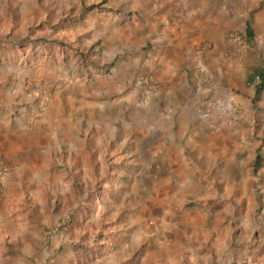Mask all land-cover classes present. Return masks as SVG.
I'll list each match as a JSON object with an SVG mask.
<instances>
[{"label": "rangeland", "instance_id": "374dc122", "mask_svg": "<svg viewBox=\"0 0 264 264\" xmlns=\"http://www.w3.org/2000/svg\"><path fill=\"white\" fill-rule=\"evenodd\" d=\"M138 1L0 0V264H264V99L239 108L264 67V0H164L183 18L136 34ZM220 12L233 18L222 38ZM202 63L219 84L197 107ZM64 87L67 121L48 134ZM218 100L237 109L231 126L199 118Z\"/></svg>", "mask_w": 264, "mask_h": 264}, {"label": "crops", "instance_id": "0c3cea01", "mask_svg": "<svg viewBox=\"0 0 264 264\" xmlns=\"http://www.w3.org/2000/svg\"><path fill=\"white\" fill-rule=\"evenodd\" d=\"M138 2H140L139 6L144 7L147 10V12H145L146 14L144 15L145 19H142V22H140L139 25L132 26V33H135V32H136V34L144 33L147 26H155L156 22L158 23L159 21H162L164 19V17L167 16V14H169L168 16L173 18L175 23H178L179 20L181 19V17L183 16L182 11L176 10V9L171 10L172 1H171V3L167 4V6H165L164 9L162 8V5L164 4L163 3L164 0H139ZM232 22H233V18L230 17L229 14H227L226 12L225 13L220 12V16L216 19H212V21L210 22L211 23L210 27H214V28H212V33L218 34V32H219L221 34V38H222L224 36L225 31L227 30L226 27L229 26V24H231ZM163 25L170 27L169 33H172L173 35H175V39H176V37L179 38L178 33L180 30H179L178 26L174 27L175 28L174 29L173 26L168 25L167 20H165L163 22ZM249 28L251 30V27H249ZM129 35H131V32ZM228 35L229 36H227V35L226 36L230 38L231 34H228ZM251 35H252V32H251ZM251 35H249V36L247 35L249 40H251V38H252ZM132 36H134V35H132ZM210 36H212L211 37L212 39H215L213 37H215L216 35H210ZM252 39H253V41L256 40L255 37H253ZM168 41L170 44L171 43L174 44V45H172V48H170L172 50L175 47V44L177 45V42L175 43V41H170L169 39H168ZM227 42L229 44L230 40L227 39ZM202 50H204L205 53L209 52V53L215 54L217 52L216 51L217 49L215 48V46H211V45H208L207 48H204ZM178 52L179 51L177 49H173L172 50V56H170V57H168V55H170L171 52H167L161 61L162 64L165 65L166 70H167V74L165 75V79H167L170 83L172 81L176 80L175 79L176 75L173 74V69H174L175 62L178 60V56L176 57V55L179 54ZM221 57H222V53L220 52V53H218L217 57H211V60H213L214 58L223 59ZM244 60H245V58H244ZM242 61H243V59H242ZM226 64H227L226 67H224L225 68L224 70L226 73L224 75L226 77L230 76L231 79L233 80L234 78L240 76L238 74L240 71V68H235L233 70L232 68L229 67L230 63L227 62ZM255 64L257 65L258 63H255ZM211 66L214 67L213 64H211ZM220 66L223 67L224 65L221 64ZM262 68H264V67L261 66L259 68H256L255 70H253V72L248 76V79L245 80V85H247V88L249 90V97H246L244 99V101L241 102V106H239L240 109L243 108V106L246 105L248 103V101L253 102V104L255 105L257 102H261L262 98L264 99V86H263V89L260 91L259 96L257 98L255 97V86L258 83V81L257 82L255 81V78H256L255 77V71L258 69H262ZM118 71L119 70H117L116 68H114L112 71V75H113L112 76V85H116V82H117L116 77L119 73ZM219 73H220V76L223 77V73L221 71ZM193 77H194L195 85L197 88L193 89V91L191 92V95L194 96L195 91H197V93H200L203 95L202 98L199 99V103L197 105V107H198L199 105H202V102L206 99V97H208V96H205L206 93H204V91L206 92V91H209L210 89L216 88L219 84V81L216 80L214 70L211 69L210 67H208L205 63H202L198 67L197 66L195 67V70L193 71ZM110 84H111L110 80L106 81L107 86H109ZM263 84H264V81H263ZM97 87L99 88L97 91H99L100 89H103V87H105V81H100ZM172 88H173V86L170 84L168 86V90L171 91ZM65 89H66V87L61 88V89L56 88L54 91L53 97H51L49 99L50 100L49 101L50 102V111H51L50 118L52 120L50 126L51 125L52 126L51 127L49 126L50 128H48V129H50L52 131H51V133L48 132V134H52V135L61 134L60 129L65 124L64 122L67 121V118L64 116L65 114L63 112L59 111V108H61L62 105H61V101L58 100L61 91H65ZM194 98L197 99V101H198V96L197 97L194 96ZM79 99H76L77 100L76 102H78V104L80 103L81 105H83L84 99L83 98H79ZM208 99L212 100L215 98L210 97ZM78 100L81 102H79ZM186 104L189 105V102L187 101ZM194 104H196V102ZM245 109H246V107H245ZM242 111H243V109H242ZM55 126H56V128L54 129ZM45 132H46V130H44L43 132H39V133H43V134L39 135L38 141H37V143L41 149H43V148L45 149L46 147H48V146H46V141H45V137H44ZM154 134H156V133L155 132L147 133L146 138H144V139L151 141V139L156 136V135L154 136ZM42 135H44V136H42ZM0 142H4V138H3L1 133H0Z\"/></svg>", "mask_w": 264, "mask_h": 264}, {"label": "built area", "instance_id": "2783aa9c", "mask_svg": "<svg viewBox=\"0 0 264 264\" xmlns=\"http://www.w3.org/2000/svg\"><path fill=\"white\" fill-rule=\"evenodd\" d=\"M238 112L235 106L228 100H218L215 102H207L198 112L199 118L210 121L214 128L223 126H231ZM6 174V165L0 160V190Z\"/></svg>", "mask_w": 264, "mask_h": 264}, {"label": "trees", "instance_id": "16d2710c", "mask_svg": "<svg viewBox=\"0 0 264 264\" xmlns=\"http://www.w3.org/2000/svg\"><path fill=\"white\" fill-rule=\"evenodd\" d=\"M95 7L96 6L92 4V5L88 6V7H85L84 11L86 12L88 10L94 9ZM246 34L248 36L251 35V30H250L249 27H247ZM255 77L258 78V83L255 86V97L257 98L259 96L260 91L263 89V86H264V84H263V81H264V68L256 70L255 71ZM258 163H259V160L257 158L256 161H255V164H258Z\"/></svg>", "mask_w": 264, "mask_h": 264}]
</instances>
